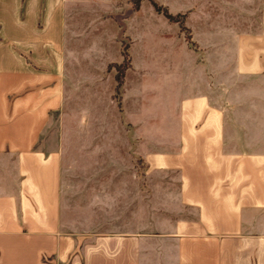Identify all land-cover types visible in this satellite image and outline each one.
I'll list each match as a JSON object with an SVG mask.
<instances>
[{
	"label": "rangeland",
	"instance_id": "rangeland-1",
	"mask_svg": "<svg viewBox=\"0 0 264 264\" xmlns=\"http://www.w3.org/2000/svg\"><path fill=\"white\" fill-rule=\"evenodd\" d=\"M151 1L173 16L181 14L185 29ZM151 1L139 0L134 8V0H0V40L60 80V102L39 143L60 153L63 228L156 233L140 237L142 263L176 264V240L161 233L190 218L181 212L179 172L151 168L150 154L162 153L164 141L168 146L176 141L164 139L163 132L179 133L183 97L196 89L192 72L181 69L184 50L196 53L187 58L190 64L203 65V85L196 86L210 105L214 60L202 32L258 31L261 0ZM125 58L116 92L115 66Z\"/></svg>",
	"mask_w": 264,
	"mask_h": 264
},
{
	"label": "crops",
	"instance_id": "crops-1",
	"mask_svg": "<svg viewBox=\"0 0 264 264\" xmlns=\"http://www.w3.org/2000/svg\"><path fill=\"white\" fill-rule=\"evenodd\" d=\"M202 34L214 60L211 104L196 86L203 65L190 64L196 53L186 48L181 69L192 72L196 89L183 97L179 133L163 132L176 141L150 154L151 168L179 172L181 212L190 218L161 234L176 240V264H264V0L258 31ZM1 45L8 49L0 58V264H143L140 237L156 233L63 228L60 153L39 143L58 108L60 80L11 42Z\"/></svg>",
	"mask_w": 264,
	"mask_h": 264
},
{
	"label": "trees",
	"instance_id": "trees-1",
	"mask_svg": "<svg viewBox=\"0 0 264 264\" xmlns=\"http://www.w3.org/2000/svg\"><path fill=\"white\" fill-rule=\"evenodd\" d=\"M151 1V0H150ZM139 0H134L133 2V6L134 8L137 6ZM151 4L152 6L154 7V9L158 12H161L162 15L169 21L171 22H177L179 24V27L181 30H184L185 27L183 25V16L181 14H176V15H171L167 12L166 9H162L160 8L155 2L151 1ZM185 40H186V43L189 47H192L194 46L193 42L191 41V37H190V33L187 32L186 36H185ZM125 48V46H124ZM123 56H125V52L123 51L122 52ZM125 63V65H123ZM128 66L127 62H126V58L124 59L123 63L122 64H118L116 65V73H115V76H114V79H115V83H116V87H115V90L116 92H118V88L119 86L122 84V81H123V72L124 70L126 69V67Z\"/></svg>",
	"mask_w": 264,
	"mask_h": 264
},
{
	"label": "water",
	"instance_id": "water-1",
	"mask_svg": "<svg viewBox=\"0 0 264 264\" xmlns=\"http://www.w3.org/2000/svg\"><path fill=\"white\" fill-rule=\"evenodd\" d=\"M131 11H132V9H131Z\"/></svg>",
	"mask_w": 264,
	"mask_h": 264
}]
</instances>
